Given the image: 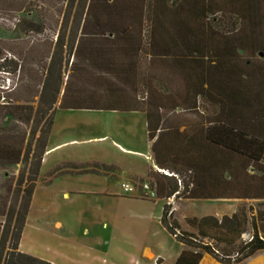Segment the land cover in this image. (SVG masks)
I'll return each mask as SVG.
<instances>
[{"label": "trees", "instance_id": "1", "mask_svg": "<svg viewBox=\"0 0 264 264\" xmlns=\"http://www.w3.org/2000/svg\"><path fill=\"white\" fill-rule=\"evenodd\" d=\"M78 18L66 82L57 43L37 109L3 105L0 170L27 163L30 151L32 162L13 190L20 196L18 208H7L0 195V264H50L18 252V244L55 110L143 113L156 168L146 179L156 199L264 203V0H87ZM31 123L26 142L17 125ZM91 167L99 165H56L44 184L64 174L94 173ZM160 223L187 247L174 264H199L202 252L214 253L200 239L231 238L232 244L248 221L241 212L220 220L192 218L186 223L196 235L176 234L179 224L164 204ZM250 225L236 263L264 250L256 218Z\"/></svg>", "mask_w": 264, "mask_h": 264}, {"label": "rangeland", "instance_id": "2", "mask_svg": "<svg viewBox=\"0 0 264 264\" xmlns=\"http://www.w3.org/2000/svg\"><path fill=\"white\" fill-rule=\"evenodd\" d=\"M85 4L87 0H0V116L5 110L3 105L30 104L37 109L44 71L57 43L60 44L61 79L66 82L71 61L68 46L77 41L78 16L83 14ZM30 24L42 26L41 32L27 31ZM62 88L55 106L60 101ZM45 119L42 124L46 123ZM17 127L26 132L27 142L34 125ZM53 132L58 139L75 141L48 155L42 174L65 163H95L99 167H91L94 173L64 174L56 178L55 184L72 191L69 193L72 199L54 201L52 211L37 207L35 211L45 219L39 226L41 230L28 228L19 242L28 255L51 259L53 264H174L180 251L187 247L176 242L159 222L162 206L167 204L172 219L180 227L176 234L182 231L196 235V230L186 223L188 219L212 216L220 220L236 212L246 215L248 224L234 243L230 244L231 238L227 241L200 239L202 244L211 246L214 253L202 252L199 264H264V250L237 263L234 261L240 258L237 253L251 237V217L256 218L264 239L262 201L182 198L163 201L144 197L140 187L148 182L145 174L153 166L148 157L142 114L55 110ZM33 145L31 142V150ZM31 159L30 151L27 163L0 170V195L7 200V208L17 209L20 204V196L16 197L13 190L19 176L26 177ZM46 174L38 178L43 186H46ZM63 176L67 179L58 181ZM123 184L133 191L125 193L121 188ZM55 219L63 223L61 229H53L51 220ZM3 223L4 219H0V224ZM145 248L153 258L142 256Z\"/></svg>", "mask_w": 264, "mask_h": 264}, {"label": "crops", "instance_id": "3", "mask_svg": "<svg viewBox=\"0 0 264 264\" xmlns=\"http://www.w3.org/2000/svg\"><path fill=\"white\" fill-rule=\"evenodd\" d=\"M114 113H116V112H114ZM128 113H139V114H142L143 117H144V124H145V130H146V121H145V116H144L143 113H140V112H128ZM74 141L75 140H72V139L67 140V141H65L64 138H59L58 139L57 135L54 134V132H53V123H52L51 133H50V136H49L47 144H46L45 152H44L43 157L41 159V164H40V169H39V177H42L43 175H45L47 172L50 171L49 170V171H47L44 174L41 173V170L44 167V165H46L48 163L47 156L50 155L53 152L58 151L61 147L65 146L66 144L74 143ZM146 141H147V133H146ZM147 144H148V148H149V156L148 157L150 158V161H151L152 166H153V169L151 168L149 171H156V168H155V166L153 164V161H152V155H151V152H150V144L148 143V141H147ZM20 164L21 163L16 164V165H12V166H8V167H10V168L19 167ZM149 171H147V173ZM147 173L145 174L146 176H147ZM58 179H59L58 181H62L61 179H67V177L63 176L62 178H58ZM56 180H57L56 178L53 179L52 182L50 183V185H47V186H43L42 183H41V180L37 181V184L35 186L34 192L32 194L31 200H30V206H29V209H28V213H27V216H26V219H25L24 227H23V230H22V233H21V237H20V241H19L20 243L24 239L26 230L28 228L31 227V229L32 228L36 229L38 227V229L41 230V228L39 226L44 224V220L45 219L42 216L38 215V213L35 211L37 209V207H41V208L46 207L48 210L52 211L53 210L52 208H53L54 201L56 202L58 199H63V200H71L72 199L71 197H69V195L71 194L70 192H72V191H70V192L67 191L62 186V184H55ZM104 190H105V192H107V187L104 188ZM54 197H55V199H54ZM158 200H161V199H158ZM0 201H1V198H0ZM46 219H48V218H46ZM51 221H52L53 229H57V228L61 229L62 228L63 223H61V221H59L58 219L51 220ZM159 222H160V217H159ZM49 223L51 224V222H49ZM19 244H18V252L28 255L29 253H27V251L22 250ZM142 256L146 257L147 259L153 258V256L149 253L148 249H146V248L143 249ZM38 258H39V260H42V261L48 262L50 264H53V261L51 259L43 258L41 256L38 257Z\"/></svg>", "mask_w": 264, "mask_h": 264}, {"label": "built area", "instance_id": "4", "mask_svg": "<svg viewBox=\"0 0 264 264\" xmlns=\"http://www.w3.org/2000/svg\"><path fill=\"white\" fill-rule=\"evenodd\" d=\"M122 190L125 192V193H130L133 191V188L132 187H129L128 185L126 184H123L121 186ZM140 190L141 192L143 193L144 197L145 198H156L155 197V191L152 187H150V185L148 183H143L140 187Z\"/></svg>", "mask_w": 264, "mask_h": 264}]
</instances>
